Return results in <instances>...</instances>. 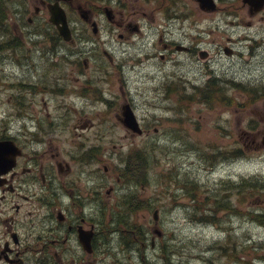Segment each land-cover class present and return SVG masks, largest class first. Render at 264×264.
Returning a JSON list of instances; mask_svg holds the SVG:
<instances>
[{"label": "rangeland", "instance_id": "rangeland-1", "mask_svg": "<svg viewBox=\"0 0 264 264\" xmlns=\"http://www.w3.org/2000/svg\"><path fill=\"white\" fill-rule=\"evenodd\" d=\"M137 2L144 10L140 25L151 36L147 43L137 41L140 37L134 39L137 42H122L114 30H103L114 25H108L103 15L97 19L113 65L102 61L97 44L86 69L82 63L75 68L74 62L61 55L65 63L54 62L46 34L38 37L44 41L38 47L33 44L36 39L27 35L26 45L34 49L27 62L0 60V124L17 130L25 129V122L34 126L37 121L51 128L46 137L52 149L75 155V170L82 167L89 180L102 183L101 196L113 186L108 204L98 198L86 210L105 244L96 242L97 253L92 255L77 251L83 257L73 258L74 264H264V222L254 217V211L264 210V49L256 58L244 55L243 61L225 60L242 81L229 90L236 103L231 109L227 99L203 97L200 89L198 96L192 90V85L206 80L199 62L183 54L165 62L145 57L153 51L152 39L162 31L163 36L172 31L180 38L184 32L186 42L202 39L214 51L218 34L222 42L227 35L237 34L230 30L234 16L230 11L238 17L246 15L247 4L215 0L216 9L204 11L197 0ZM91 3L103 5L99 0ZM10 20L12 28L16 20ZM76 22L75 27L83 32L81 22ZM261 34L264 30L257 35ZM9 54L15 60L23 50L16 48ZM179 77L184 86L178 83L173 89L178 92L167 94L165 80L179 81ZM85 79L94 80L88 84L101 87L107 101H96L89 92L79 95ZM21 81L28 83L29 92L28 105L19 109L16 106L22 102L23 92L16 85ZM36 91L39 94L34 96ZM124 98L131 100L146 133L130 135L115 119L114 112ZM47 119L53 126L47 125ZM84 123L93 124L92 129L74 130ZM80 143L87 149L83 165L82 153L76 151L82 148ZM46 147V143H31L26 150L36 154ZM124 229L142 238L145 234V244L141 246V237L133 241L130 236L123 245L125 235H120ZM50 250L40 252L49 256ZM29 264L36 263L30 260Z\"/></svg>", "mask_w": 264, "mask_h": 264}, {"label": "flooded vegetation", "instance_id": "flooded-vegetation-1", "mask_svg": "<svg viewBox=\"0 0 264 264\" xmlns=\"http://www.w3.org/2000/svg\"><path fill=\"white\" fill-rule=\"evenodd\" d=\"M91 1L98 0H0V60H11L22 65L28 61L29 51L34 50L26 45V36L31 34V37L36 39L33 44L38 47L44 42L38 37H45L46 34L48 51L51 56H54L52 60L54 62L60 61L64 64L65 61L60 59L61 55L62 59L74 62L75 68L76 63H82V67L86 69L90 55L92 53L96 55L94 46L97 44L102 61L113 65L115 63L113 56L105 48L104 40L100 38L101 29L97 19L102 15L108 25L115 26V28L105 26L103 30H114L120 41L127 43L140 41L142 44L149 41L151 36L147 33L148 29L144 33V28L140 25L139 17L144 10L140 9L137 0H99L103 3L102 6ZM241 3H243L242 0ZM246 6V15L242 14L240 17L236 12L230 11L234 14L233 20L229 23L230 30L231 33L238 35H227L225 42H222L218 34L219 38L213 41L214 51L209 49L202 39H194L191 43L186 42L183 39L184 32L180 38L173 36L172 31L163 36L162 31L157 32L158 36L152 39L153 51L146 52V59L159 58L160 61L165 62L178 60L181 54L194 59L200 63L201 73L206 74V80L202 85H192V90L198 92L199 89L203 91L204 88L212 86L216 93L225 94L222 98L228 100L226 104L228 108L235 107V98L229 90L235 88L237 83L241 84L242 81L237 80V71L225 60L243 61L244 55L249 57L254 55L256 58L257 55H262L261 50L264 49V35L263 33L257 35L259 31L264 30L261 27L264 25V4L257 10L253 5ZM61 14L67 26L66 37L60 33L57 24L50 21L52 18H59ZM76 17H79L77 19L85 29L83 32L75 27ZM11 18L16 20L12 21V28L9 25ZM60 24L62 25L61 22ZM256 24L260 26L251 32L250 29ZM6 29L9 30L6 31ZM20 35L21 39L18 40L17 37ZM137 37L140 38L134 41ZM19 46L21 48H18ZM16 48L23 50V54L12 60L9 57V51ZM259 51L260 54H258ZM183 78L189 80L185 76ZM183 78L179 81L167 78L164 87L167 90L166 93L178 92L173 89L178 87V83L181 85L184 83ZM92 82L94 80L85 79L79 95L86 96V92H89L96 101H107L101 87L88 84ZM16 86L17 88L21 86L23 92L21 95L23 100L16 106L20 109L24 104L28 105V83L21 81ZM38 94V91L33 93L34 96ZM181 96L187 97L188 94ZM126 104L131 107L139 123L140 133L126 128L122 122V107ZM119 108V111L114 112L115 119L130 135H141L147 132L141 126L130 99L124 98ZM67 109L70 110V108ZM48 121L47 119V125L53 126V121ZM24 125H26L25 129L15 130L9 125L0 124V143H3L2 147H4V150H0V159H5L0 163V264H29L30 260H34L36 264H74L73 258L83 257L82 253L81 257L78 256L77 251L92 255L97 253L96 242L105 244L102 240L103 236H98L100 230L97 223L88 217L86 210L90 208L93 201L97 202L98 198L103 205L108 204L113 186L105 191V197L101 196L98 190L102 188L100 185L102 183L89 180L90 177L85 176L86 170L82 167L75 170L73 160L75 155L70 152L64 154L56 148L52 149V143L46 137L51 133V128L42 127L37 121L34 126L26 122ZM92 125L84 123L73 128L75 131L79 129L81 132H88L92 129ZM78 136H81L80 132ZM233 136L235 141L236 134ZM31 143H46L47 147L40 153L29 154L26 146ZM80 146L82 147L83 144L80 143ZM92 147L94 149L97 145ZM86 150L84 147L76 149L77 153H82L81 161L84 159L81 165L86 164L87 156L84 153ZM83 178L88 181L83 183ZM119 180L120 178H117V181ZM132 205L138 208L137 201H133ZM155 231L161 235L160 231ZM129 233L125 229L121 233V237L125 235L124 238L122 237L123 245L127 237L131 236L133 241L141 237V234L138 237ZM84 234H90V250H87L81 242ZM141 239L142 246L145 244L146 235L144 234ZM71 242H74L73 246ZM150 245L154 246V236L151 235ZM44 248L51 249L49 256L40 252ZM68 258L69 261H67Z\"/></svg>", "mask_w": 264, "mask_h": 264}, {"label": "water", "instance_id": "water-1", "mask_svg": "<svg viewBox=\"0 0 264 264\" xmlns=\"http://www.w3.org/2000/svg\"><path fill=\"white\" fill-rule=\"evenodd\" d=\"M197 1L199 4V7L203 10L213 11L216 9V3L214 0H197ZM242 1L245 4L253 5L256 8V10L260 9L261 6L264 4V0H242ZM62 16H63V14H61V16L59 18L50 19V21H53L54 23H56L59 30H60V33L64 34V36L66 37L65 30L67 29V26L64 23ZM60 22L62 23V25L61 24L59 25ZM122 109H123V111H122V115H123L122 122H123L124 126L128 129L134 131V132L140 133L141 132L140 126L138 124V121H137L133 111L131 110V107L128 104H126L122 107ZM2 144L3 143H0V150H4V148H2V146H3ZM153 216H154V219L156 220L157 211H154ZM81 242L83 243L84 247L87 250H90V234L82 235Z\"/></svg>", "mask_w": 264, "mask_h": 264}, {"label": "trees", "instance_id": "trees-1", "mask_svg": "<svg viewBox=\"0 0 264 264\" xmlns=\"http://www.w3.org/2000/svg\"><path fill=\"white\" fill-rule=\"evenodd\" d=\"M1 27V26H0ZM2 29H5V28H2ZM9 29H6V31H8ZM203 97H206V98H210L214 96V98H216L217 100H221L223 99V95L219 94V93H216V90L213 89L212 86H210L209 88H204L203 91ZM197 95V93H196ZM200 95V93H198V96ZM249 102V99L247 100V103ZM196 199V198H195ZM254 213L256 215H254L255 219L259 220V221H262L264 222V210L263 211H260V212H255ZM209 216V214L205 215L204 217L207 218ZM211 218V217H210Z\"/></svg>", "mask_w": 264, "mask_h": 264}]
</instances>
